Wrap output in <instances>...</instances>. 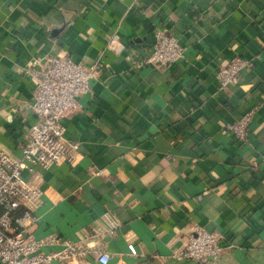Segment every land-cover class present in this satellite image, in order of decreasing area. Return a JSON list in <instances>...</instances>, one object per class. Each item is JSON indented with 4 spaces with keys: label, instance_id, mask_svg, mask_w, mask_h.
Here are the masks:
<instances>
[{
    "label": "crops",
    "instance_id": "1",
    "mask_svg": "<svg viewBox=\"0 0 264 264\" xmlns=\"http://www.w3.org/2000/svg\"><path fill=\"white\" fill-rule=\"evenodd\" d=\"M157 28L184 56L138 65ZM47 54L99 65L62 119L72 161L34 170L45 195L31 230L58 238L42 249L86 248L53 264H198L172 256L195 225L227 246L203 263L264 264V0H0V147L14 156L36 119L25 67ZM234 56L251 64L220 86ZM251 107L236 141L226 124Z\"/></svg>",
    "mask_w": 264,
    "mask_h": 264
},
{
    "label": "built area",
    "instance_id": "2",
    "mask_svg": "<svg viewBox=\"0 0 264 264\" xmlns=\"http://www.w3.org/2000/svg\"><path fill=\"white\" fill-rule=\"evenodd\" d=\"M183 56L184 47L178 38L163 28H157L150 50L137 64L165 67ZM250 64V60L240 56L219 64L216 78L220 86L234 82L240 71ZM25 72L35 84L31 109L36 119L27 128L28 136L20 156L0 147V264L72 261L85 254V246L61 240L63 247L60 250L45 251L42 246L57 242L58 238H37L31 230L38 220L35 210L45 195L34 170L37 166L49 168L72 161L79 145L66 140L62 119L77 107V98L90 89L91 81L98 77L99 65L76 61L68 55L47 54L32 58ZM254 113L255 107H251L240 117L227 122L226 129L236 141L248 140ZM24 171L33 175L26 177ZM222 238L220 232L195 225L184 245L172 256L205 264L204 260L216 259L227 247L221 243ZM127 247L130 254H137L133 242ZM108 259L105 251L99 253L100 263H106Z\"/></svg>",
    "mask_w": 264,
    "mask_h": 264
}]
</instances>
